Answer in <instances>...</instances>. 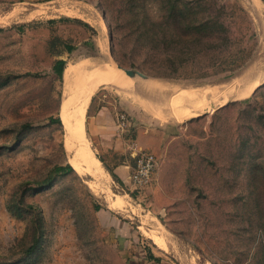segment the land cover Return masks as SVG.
<instances>
[{"label": "rangeland", "instance_id": "obj_1", "mask_svg": "<svg viewBox=\"0 0 264 264\" xmlns=\"http://www.w3.org/2000/svg\"><path fill=\"white\" fill-rule=\"evenodd\" d=\"M60 59L135 72L96 86L85 126L106 107L138 144L139 125L147 186L53 172L71 165ZM225 83L254 88L182 98ZM0 264H264V1L0 0Z\"/></svg>", "mask_w": 264, "mask_h": 264}, {"label": "bare ground", "instance_id": "obj_2", "mask_svg": "<svg viewBox=\"0 0 264 264\" xmlns=\"http://www.w3.org/2000/svg\"><path fill=\"white\" fill-rule=\"evenodd\" d=\"M91 78L94 79L93 82L89 81ZM131 81L125 75L124 70L120 68L115 62L106 63L104 65H97L93 69H90L89 72L86 71L85 65H79L78 62H71L66 66L64 72V82L68 94L66 99L61 104L60 115L64 118V122L67 128L65 147L70 152L69 162L78 173L82 175L87 174L95 176L99 179H105L107 177L102 162L95 154L86 133V110L94 89L98 84L101 83L112 84L113 86L127 89V87H129V85L131 84ZM233 87V84L225 83L219 88L203 87L200 89L183 91L181 94L182 98L187 102L189 97L197 94V99L200 97L198 103H202L200 107L201 109H203V102L206 99H209L211 97H218L219 94H224L226 97H245L249 94L251 89L254 88V86L253 88H244L243 90H239L237 93H234ZM217 89H219V91ZM189 104L195 106V104L193 103ZM174 117L177 119H182L183 116L182 114L175 113ZM121 206L122 205H120L116 199L113 200L111 204L112 208L119 209ZM157 235H159V233ZM155 244H157L159 247L163 246L161 241L157 239L155 240ZM166 247L168 246L166 245Z\"/></svg>", "mask_w": 264, "mask_h": 264}, {"label": "crops", "instance_id": "obj_3", "mask_svg": "<svg viewBox=\"0 0 264 264\" xmlns=\"http://www.w3.org/2000/svg\"><path fill=\"white\" fill-rule=\"evenodd\" d=\"M64 72L65 68L63 74ZM122 106L124 105L122 104ZM125 109L128 108L125 107ZM127 111L129 112V109ZM124 123L116 115L114 116L108 108L103 107L90 116L88 127L92 140L90 142L95 154H98L97 157L106 166L111 176L119 184L123 183L125 186L136 189L137 186L131 178L134 169L131 160L133 158L131 148L134 141L132 142L133 139L129 135V124L126 121ZM134 128L138 135V146L144 147L145 144L143 145L142 138L145 131L141 130L139 125Z\"/></svg>", "mask_w": 264, "mask_h": 264}, {"label": "built area", "instance_id": "obj_4", "mask_svg": "<svg viewBox=\"0 0 264 264\" xmlns=\"http://www.w3.org/2000/svg\"><path fill=\"white\" fill-rule=\"evenodd\" d=\"M120 121L125 122L124 120ZM131 149L135 158L134 169L131 174L132 182L137 187L147 186L152 181L157 166V157L152 151L145 150L134 142Z\"/></svg>", "mask_w": 264, "mask_h": 264}, {"label": "trees", "instance_id": "obj_5", "mask_svg": "<svg viewBox=\"0 0 264 264\" xmlns=\"http://www.w3.org/2000/svg\"><path fill=\"white\" fill-rule=\"evenodd\" d=\"M65 64H66V61L63 60V59H60L58 60L56 63H55V66H54V69L55 71L59 74L60 77L63 76V71H64V68H65ZM57 122H61V119H57L55 120ZM73 170V166L71 165H68V166H57L54 168L53 172L54 173H62V172H68V171H71ZM112 175L114 176V174L112 173ZM152 258H155V256L153 254H150Z\"/></svg>", "mask_w": 264, "mask_h": 264}, {"label": "water", "instance_id": "obj_6", "mask_svg": "<svg viewBox=\"0 0 264 264\" xmlns=\"http://www.w3.org/2000/svg\"><path fill=\"white\" fill-rule=\"evenodd\" d=\"M264 1V0H263ZM117 65L122 68L124 70V72L130 76H134L135 75V72L132 70V69H127V68H124L123 66H121L119 63H117ZM141 76H145L144 74L140 73Z\"/></svg>", "mask_w": 264, "mask_h": 264}]
</instances>
